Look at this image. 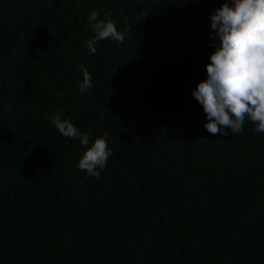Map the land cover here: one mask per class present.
<instances>
[{
  "label": "trees",
  "instance_id": "1",
  "mask_svg": "<svg viewBox=\"0 0 264 264\" xmlns=\"http://www.w3.org/2000/svg\"><path fill=\"white\" fill-rule=\"evenodd\" d=\"M225 2L0 0V264H264V133H210L192 95ZM92 12L124 42L90 54Z\"/></svg>",
  "mask_w": 264,
  "mask_h": 264
},
{
  "label": "clouds",
  "instance_id": "2",
  "mask_svg": "<svg viewBox=\"0 0 264 264\" xmlns=\"http://www.w3.org/2000/svg\"><path fill=\"white\" fill-rule=\"evenodd\" d=\"M89 20L95 34L87 41L90 54L97 53L101 40L124 42L126 33L118 31L111 19H98V13L92 12ZM210 25L211 37L218 38L219 44H214L216 50L206 66L208 78L192 93L207 114L205 127L212 134L234 135L248 118L256 123L257 133H264V0H226L214 9ZM91 87L92 78L85 69L79 91L83 94ZM51 123L64 137L89 145V136L70 120L57 115ZM107 136L105 132L97 138L79 161L80 170L97 179L113 154Z\"/></svg>",
  "mask_w": 264,
  "mask_h": 264
}]
</instances>
